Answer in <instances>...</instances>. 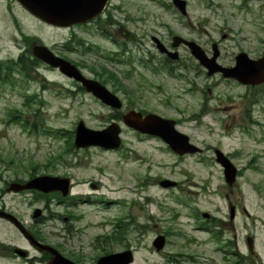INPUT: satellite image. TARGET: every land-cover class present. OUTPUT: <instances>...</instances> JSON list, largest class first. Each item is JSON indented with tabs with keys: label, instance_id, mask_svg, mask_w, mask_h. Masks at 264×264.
<instances>
[{
	"label": "rangeland",
	"instance_id": "rangeland-1",
	"mask_svg": "<svg viewBox=\"0 0 264 264\" xmlns=\"http://www.w3.org/2000/svg\"><path fill=\"white\" fill-rule=\"evenodd\" d=\"M186 2L187 16L183 17L171 0H112L111 4L119 7L112 13L135 41L130 43L119 32L113 35L119 43L115 46L108 40L88 37L83 28L68 31L47 27L27 15L15 1L0 0L1 58H16L21 34L39 37L47 46L54 44L58 51L72 35L94 43L98 52L66 55L71 61H81L97 72L105 69L119 80L117 88L111 82L106 85L121 99L119 111L87 93L75 90L76 96L67 95L63 90L72 82L58 72L48 76L54 86L45 84L44 93L41 85L30 83L28 87L26 81L23 87L15 83L0 92V208L32 224L33 209L41 207L43 200L29 193H7L5 182L27 180L34 175L70 178L71 195L51 196L45 218L35 228L77 264H95L102 252L127 248L134 251L132 264H166V259L152 247L154 238L161 234L169 237V251H188L184 248L186 239L200 241L190 249L198 255L206 253L207 258L201 261L208 264L211 253L205 238L209 230L203 213L227 220L230 204L239 210L236 220L264 222V88L243 86L219 75L208 77L181 48L187 68L180 74L195 83L189 94L185 89L191 86L176 78V71L170 74L157 67L162 57L150 39L155 37L166 45L173 35H178L195 41L208 55L216 44L218 63L223 66L233 65L241 51L252 59L259 58L264 56V0ZM7 8L15 14L21 34L13 26ZM17 79L22 80L21 76ZM32 94L38 96L36 100H25ZM202 106L204 116L199 114ZM129 110L194 119L177 129L203 153L178 159L158 139L138 135L122 124V144L117 150L73 146L79 121L89 129L101 130L114 121L115 115ZM9 113L16 119L9 120ZM24 122L27 125L21 126ZM214 149L227 154L239 172L231 186L225 183L223 170L215 162ZM161 179L173 180L177 185L162 189L157 182ZM66 228L71 231L66 232ZM119 231H124L123 242L96 247L97 237ZM15 232L10 224L0 221V241L21 244ZM20 263L0 256V264Z\"/></svg>",
	"mask_w": 264,
	"mask_h": 264
},
{
	"label": "water",
	"instance_id": "water-1",
	"mask_svg": "<svg viewBox=\"0 0 264 264\" xmlns=\"http://www.w3.org/2000/svg\"><path fill=\"white\" fill-rule=\"evenodd\" d=\"M30 14L37 19L57 27H69L74 24L84 23L101 13L108 0H17ZM172 4L182 14L186 15V1L172 0ZM154 42L161 52H165L164 46L155 38ZM172 46L177 47L184 44L191 55L204 67L207 75L221 73L224 78L234 79L243 85L255 86L264 83V57L258 60L250 59L247 54L241 52L235 56V64L232 67H223L217 63L219 55L216 44L212 45V56L208 57L204 50L195 42L185 40L179 36L172 38ZM173 59L177 58L176 53L166 51ZM33 54L41 61L52 67H57L64 75L76 81H79L84 89L91 93L103 104L113 108L120 109L122 104L119 98L101 86L98 82L84 78L79 71L66 60L52 54L48 48L42 45H34ZM122 123L141 134L155 136L163 140L176 154H194L199 151L198 148L190 144L188 136L178 132L174 127V121L164 119L154 114L143 116L140 112L134 110L126 112L122 116ZM121 127L118 123L112 122L102 130L88 129L82 121H79L74 134V146L77 148H86L96 146L104 149H118L120 147ZM215 160L223 168L225 182L233 184L236 178L237 169L230 160L219 150H215ZM175 182L162 180L159 185L163 188L175 186ZM23 190H36L42 193L60 192L63 197L68 195L70 190V180L58 176H37L24 184L11 183L7 191L20 192ZM40 210L34 211L33 217L38 218ZM234 209H230V218H233ZM205 218L209 216L203 214ZM0 218L10 222L29 243L37 248L39 252L45 251L50 254L46 264H76L63 257L54 248L36 242L32 236L24 229L22 224L11 214L0 210ZM164 244V237L158 236L153 246L159 251ZM15 253L23 256L20 249ZM133 261L130 250L103 255L97 260V264H130Z\"/></svg>",
	"mask_w": 264,
	"mask_h": 264
},
{
	"label": "flooded vegetation",
	"instance_id": "flooded-vegetation-1",
	"mask_svg": "<svg viewBox=\"0 0 264 264\" xmlns=\"http://www.w3.org/2000/svg\"><path fill=\"white\" fill-rule=\"evenodd\" d=\"M254 1H257V0H254ZM8 9L10 8H7L6 12L8 13V15H10L11 20L13 22L12 23L13 26L15 27L16 30H18L19 26H18V23L16 22L17 20L16 16L12 11H8ZM118 10H119V7L113 6L111 4V0H109L100 16L82 25L71 26L67 28V30L73 31V29L77 27L83 28L85 34L88 37L90 38L99 37L100 39L108 40L110 43H112L115 46H119V43L116 42L113 35H115L116 33L122 32V36L125 37L126 39H130V43L135 42L132 40V34L130 33V31H128L122 25H120V23L116 20L115 15L112 13V12H117ZM225 37L226 35H223V38ZM150 39L152 41V37H150ZM38 40L39 41H30L27 44L24 42V39H22V45L20 47L21 49L19 50V53L16 56L15 61H11V63L13 64L12 69H11V75L14 77L21 76L22 80L17 81V83L22 87L25 85L24 81H26V85L28 87L30 83H36L40 85V79L43 80V84L45 83L46 85L54 86V81L49 79L48 76L51 73L54 74L56 72V69L51 68L50 66L44 64L40 60L33 57V54H32L33 43L36 42L38 44H44L40 40V38H38ZM76 40H78L80 42V45H83V47L88 49L90 52L97 48L94 45V43H89L88 41L83 42L82 39H76V38L74 39L72 35H71V38L68 39V41H71L73 44L76 42ZM188 40H191V39H188ZM165 46L168 50H173L174 52L178 53V60L172 61V59L169 58L166 54L159 53V55L162 57V60L158 64H156L157 67L158 66L163 67L162 69L166 70L168 73H171L172 71L175 72L177 70L176 75L178 77L176 78L183 80L186 84L191 86L185 89L187 93L191 94L194 90V87L192 85H194L195 83L194 81L185 77V75L180 74L183 71H185V69L187 68V65L184 63L185 61L183 60V55H181V52L179 50L182 48L183 51L189 55L188 57L191 58L193 62H195L193 57L190 55L189 50L184 45H180L179 47H177V49L172 48L171 43H168ZM48 48L54 54L59 55L63 58H67L68 60L70 59L66 55L74 53V50H67L64 46L61 48L60 51H58L54 44L52 47L49 46ZM123 52H125V50ZM205 53L206 55H208L207 51H205ZM8 62H9L8 58L0 57V83L2 82L1 80L4 78L6 73L9 71ZM16 62H17V65L20 67L18 71L14 70V64H16ZM73 62L74 64H76V67L80 69V71L86 75V77L94 79L98 81L100 84L105 85V86L109 82L114 83V81L111 79L113 78L112 76L114 75H112L110 72L102 70V69L96 72L90 67H87L82 62H77V61H73ZM186 62L188 63L189 59H186ZM141 63L146 67L145 63L143 62ZM132 66L134 68H138L136 65L132 64ZM168 66L170 67L169 69H168ZM228 66H231V65H228ZM137 75H140V73H138ZM217 75L221 76V74H217ZM225 80L230 81L231 79H225ZM114 85L116 86V88L119 86L118 83H115ZM259 86L264 88V83ZM40 90L42 93L47 91L45 85L41 86ZM210 90L211 89L209 88L208 91L210 92ZM37 97L38 96H36L35 98ZM204 108L205 107L202 106L201 111H199V114L202 116H204L206 113V110ZM145 113L147 112H143V114ZM164 118L173 119L177 127L185 122L194 121V119L185 120L184 118H178V119L170 118V117H164ZM144 137H148V136H144ZM158 142H162V141L158 140ZM164 148L166 149V151L173 154L178 159H183L189 156V155H184V156L175 155L169 149V147L165 144H164ZM25 181L26 180L21 181L20 183H24ZM11 182H14V181L5 182V189L8 186V184ZM94 187L96 188V186ZM25 193L34 194L35 199L37 197V199L40 200V198H42L43 200L42 206L36 207V208L41 209V214L38 219L32 220V224H29L28 222L21 220V218L17 217L15 213L9 211L5 207L3 208L1 207V208L5 210L6 212L11 213L12 215L16 216L18 220L21 221V223L25 226L27 232L32 235L35 241L50 245L59 251V247L57 244L55 243L50 244L49 242H47L44 236L41 233H39L38 230H36L35 228V225L41 224L45 218L44 213L45 211H48V203L50 200L49 198L51 196L53 197L57 196L58 193L42 194L40 192L30 190V191H22L19 193H12V195L25 194ZM60 203L61 202L59 201L58 204ZM31 218H32V214H31ZM68 218L69 217H66L65 221L68 220ZM0 221L8 225V222L1 220V219ZM238 223L239 225L236 226V224ZM66 230L69 232L71 231V230H68L67 228L65 229V231ZM15 233L18 235V238L20 239L21 244L12 243V242L4 243L0 241V256H2L4 259H18L21 261L20 264H39L41 262L46 263L49 260L50 258L49 253L45 251L39 252L37 248L32 246L28 241H26L19 232L16 231ZM164 237H165L164 245H163L162 250L159 251V253L166 259L167 261L166 264H181L182 262L186 264H203L201 259L205 260L207 258L206 253L203 255L201 254L198 255V253H193L191 251L190 246H196V244H201L200 241H197L194 238L184 240V248L187 249L188 251H169V250H166L168 246H171V243L168 240L169 237L166 236V234L164 235ZM205 239L208 240L206 242L208 244L206 249L208 250V253L209 252L211 253L209 258L207 259L209 262L208 264H264V222L263 221H258V220H253V219L220 220V219H216L212 217L209 220V235ZM15 248L22 249L24 251V255L21 257L19 255H16L14 252ZM127 249H130V248H127ZM132 252H134L133 249H132Z\"/></svg>",
	"mask_w": 264,
	"mask_h": 264
},
{
	"label": "trees",
	"instance_id": "trees-1",
	"mask_svg": "<svg viewBox=\"0 0 264 264\" xmlns=\"http://www.w3.org/2000/svg\"><path fill=\"white\" fill-rule=\"evenodd\" d=\"M30 40V39H28ZM32 177V176H31ZM123 233L124 231H119L118 233L116 232L113 234V236H104L102 238V242L108 246L109 244L118 241L119 243L123 242ZM105 254L108 253V251H104Z\"/></svg>",
	"mask_w": 264,
	"mask_h": 264
}]
</instances>
